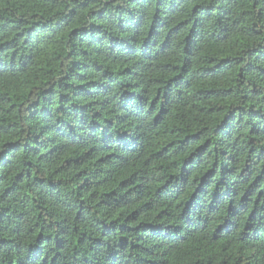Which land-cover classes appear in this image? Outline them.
I'll return each instance as SVG.
<instances>
[{"label": "trees", "instance_id": "obj_1", "mask_svg": "<svg viewBox=\"0 0 264 264\" xmlns=\"http://www.w3.org/2000/svg\"><path fill=\"white\" fill-rule=\"evenodd\" d=\"M0 264H264V0H0Z\"/></svg>", "mask_w": 264, "mask_h": 264}]
</instances>
